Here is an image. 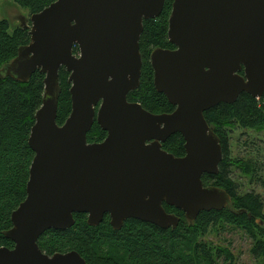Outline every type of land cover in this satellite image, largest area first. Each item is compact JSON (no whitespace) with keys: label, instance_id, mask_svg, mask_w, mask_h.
Here are the masks:
<instances>
[{"label":"water","instance_id":"1","mask_svg":"<svg viewBox=\"0 0 264 264\" xmlns=\"http://www.w3.org/2000/svg\"><path fill=\"white\" fill-rule=\"evenodd\" d=\"M164 3L55 0L18 19L30 43L0 79L26 83L39 71L44 94L28 139L34 158L26 197L4 234L14 247H0V264H86L77 252L48 256L38 246L45 232L72 228L74 214H86L90 227L107 215L115 231L128 219L175 230L180 219L163 205L190 223L202 212L242 214L226 191L203 186L202 176L217 175L222 161L204 113L241 94L263 96L264 0H173L175 50H154L150 63L155 90L175 110L153 115L127 96L139 87L143 21L158 18ZM61 69L69 74L71 112L59 126ZM95 121L106 138L89 144ZM175 134L184 140L182 158L162 149Z\"/></svg>","mask_w":264,"mask_h":264},{"label":"trees","instance_id":"2","mask_svg":"<svg viewBox=\"0 0 264 264\" xmlns=\"http://www.w3.org/2000/svg\"><path fill=\"white\" fill-rule=\"evenodd\" d=\"M30 16L40 13L55 0H13ZM173 0H165L162 13L158 18L143 21V31L139 40L142 61L141 76L137 90L130 92L127 100L139 104L153 115L172 114L175 110L158 93L153 84V70L150 56L156 49L175 50L168 41V21ZM30 43L29 29L21 27L10 32L7 21H0V69L13 61L18 50ZM74 53L78 49L74 48ZM243 75V71L240 73ZM45 76L37 71L26 83L11 78L0 79V247L13 249L11 241L4 234L12 228L11 215L25 200L29 169L34 153L28 145L35 114L41 107L44 94ZM69 74L59 72L60 96L58 100L57 124L63 125L71 112ZM207 124L220 141L222 161L217 175H204V187H216L226 191L232 198L233 208L246 211L234 215L229 210L220 212H202L192 226L188 227L182 212L163 205L167 213L180 218L175 230L161 229L138 220L128 219L119 231L109 224L104 216L98 227L86 223V214H74L75 224L66 231L50 230L41 236L38 242L40 250L48 256L56 253L77 252L86 264H232L233 255L227 250L217 249L197 241L207 233L210 227L218 225L242 230L252 243L251 255L256 262L264 264V230L255 219L264 221L262 203L258 197L247 195L236 197L237 187L229 179V155L227 153V134L225 128L264 130V94L256 100L247 94H241L233 104H220L204 113ZM106 138L94 122L87 135L89 144L101 143ZM162 149L176 158L185 155L184 140L179 134L171 136ZM248 170L256 173L255 165L245 164ZM247 213L252 216L247 218ZM43 243V244H42Z\"/></svg>","mask_w":264,"mask_h":264},{"label":"rangeland","instance_id":"3","mask_svg":"<svg viewBox=\"0 0 264 264\" xmlns=\"http://www.w3.org/2000/svg\"><path fill=\"white\" fill-rule=\"evenodd\" d=\"M21 17L28 20L30 17L29 11L17 6L13 0H0V21L5 20L9 23L10 32L20 27L18 19ZM68 85L71 86L69 83ZM224 131L227 134V153L229 155L228 174L229 179L237 187L236 197L247 195L258 197L262 203V214L264 216V130L241 129L237 126L234 128L231 126V128H225ZM245 164L255 165L256 173L243 167ZM231 201H233L232 198ZM227 210L229 209L227 208ZM234 211L245 213L242 210L234 209ZM185 221L188 227L192 226L193 223L188 222L186 219ZM257 221L260 220L255 219L256 223ZM257 225L264 230V221ZM197 241L208 244L215 252H217V249L231 252L233 255L232 264H260L251 255L252 243L242 230H234L232 227L218 223V225L210 227L205 235L198 237ZM216 264L224 263L221 259L220 261L217 260Z\"/></svg>","mask_w":264,"mask_h":264},{"label":"flooded vegetation","instance_id":"4","mask_svg":"<svg viewBox=\"0 0 264 264\" xmlns=\"http://www.w3.org/2000/svg\"><path fill=\"white\" fill-rule=\"evenodd\" d=\"M243 211V210H242ZM244 212H246V211H244ZM249 217V218H248ZM247 218L249 219V220H251V218H252V216L250 215V214H248L247 213ZM110 221V220H109Z\"/></svg>","mask_w":264,"mask_h":264}]
</instances>
